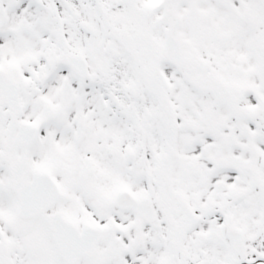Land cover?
<instances>
[{"label":"snow or ice","instance_id":"obj_1","mask_svg":"<svg viewBox=\"0 0 264 264\" xmlns=\"http://www.w3.org/2000/svg\"><path fill=\"white\" fill-rule=\"evenodd\" d=\"M0 264H264V0H0Z\"/></svg>","mask_w":264,"mask_h":264}]
</instances>
